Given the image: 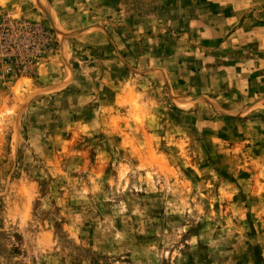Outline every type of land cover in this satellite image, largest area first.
<instances>
[{
	"label": "rangeland",
	"instance_id": "rangeland-1",
	"mask_svg": "<svg viewBox=\"0 0 264 264\" xmlns=\"http://www.w3.org/2000/svg\"><path fill=\"white\" fill-rule=\"evenodd\" d=\"M245 10L0 0V264H264V87L210 29Z\"/></svg>",
	"mask_w": 264,
	"mask_h": 264
},
{
	"label": "crops",
	"instance_id": "crops-1",
	"mask_svg": "<svg viewBox=\"0 0 264 264\" xmlns=\"http://www.w3.org/2000/svg\"><path fill=\"white\" fill-rule=\"evenodd\" d=\"M252 15L253 14L250 10H245L244 12H242V25L238 26V31H236L235 33H231L232 29H234L235 27L231 26L229 21L228 23L225 22V18L222 19V21H224L221 23L222 26L210 24V29L212 28L214 32H221L217 37V41L218 46H221L220 48H223V50L230 49V41L233 36H235L236 34H238L239 37L242 36V45H238L237 47H235L238 49V51H242V58L239 54V59L235 62V64L239 67V70L237 71L238 77L231 76V73L229 72V68L232 63L230 51H227V53L224 52L221 58L222 65L224 66V68H226V70L228 69V71L223 73L222 81H231L232 77L233 80H238L239 84L231 89H236L238 92V96L240 98L242 97V106L246 104H256L258 101L254 100V98H251V96L252 94H255L254 90L260 89L262 86L264 87V28L260 23H257V16L255 14L253 16ZM181 73L188 72L186 70H182ZM233 73H235V71H233ZM172 74V70H170L168 67H166L165 70L160 69L158 72V75L162 78L170 77L172 80H182L179 75L174 76ZM175 74H178V72H175ZM189 75L191 76V74ZM241 82L242 96L240 90ZM258 82H262V86H258ZM227 88L228 86L223 84V87L214 89L213 93H215L214 95L221 94V96L229 98L228 96H232V94L226 92ZM182 90L184 92H186L187 90L191 93L195 89L192 88L191 83H185L184 86H182ZM205 91L206 90L204 89L203 92ZM260 92L264 93V88L263 91ZM190 95L191 97H193L196 94L194 93ZM257 96L258 95L256 94L255 97ZM226 102L231 103L230 100H226Z\"/></svg>",
	"mask_w": 264,
	"mask_h": 264
}]
</instances>
